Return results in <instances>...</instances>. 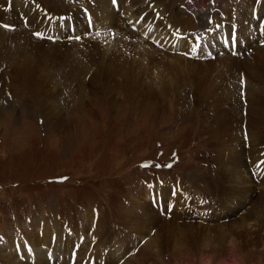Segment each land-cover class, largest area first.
I'll return each instance as SVG.
<instances>
[{"label": "rangeland", "instance_id": "1", "mask_svg": "<svg viewBox=\"0 0 264 264\" xmlns=\"http://www.w3.org/2000/svg\"><path fill=\"white\" fill-rule=\"evenodd\" d=\"M35 1L40 2L44 9L35 11L33 25L28 23L30 16L23 17V13H18L24 22L21 25L17 24L19 20H15L14 25L7 24L10 27L6 29L5 24L0 23V264H20L14 262L18 258L16 254L8 258L3 249H6L9 240L23 243L28 233L32 234L31 229L39 225H33L38 220H43L47 227L56 224L60 232L59 240L54 238L51 242L63 247V254L53 253L55 246L41 245L45 246V253L52 254L48 256L50 264H82L89 251L99 255L94 259L95 264H232V260L233 264H264V242L249 247L246 239L237 237L236 232L239 230L236 228L239 224L234 223L236 219H233L236 220L234 222L229 220L232 216L230 206L218 212L217 204L220 203L218 195L212 194L214 188L210 192V185L197 179L208 177L217 182L223 178L221 154L229 138V126L225 124L227 111L217 106L224 91L222 87L226 83L223 84V77L216 78L213 72H206L214 81L208 89L200 76L194 77L191 73L187 77V72L180 68L174 71L175 66L164 69L161 63L166 59L156 50L159 46L151 40L146 42L149 47L147 49L126 29L122 32H127L128 39L122 36L116 38L117 33L114 31L109 33L110 41L115 43L111 42L113 46L106 43L101 45V30L93 34L86 21L77 22L81 27L78 30L75 28L76 23L62 28L58 15L69 13L74 16L77 14V1L80 6L83 5L81 0ZM225 1L204 0L202 3L186 0L187 7L185 9L181 6V12L193 18L192 7L201 9L205 4L206 8L211 5L212 9L206 16L212 21L219 14L230 13L232 10L231 4ZM253 2H256L255 7L258 0ZM120 3L118 0L117 4L112 2V5L121 14L125 6ZM163 4L170 6L171 2L168 0ZM179 4L176 3L173 11L182 15ZM83 6L88 7L89 4ZM4 10L10 11L11 8ZM206 16H199L198 23L201 26L198 29L181 28L184 34L174 37L187 39L191 33L192 38L184 41L185 46L181 52L175 49L174 52L169 51L170 54L192 62L205 61L208 63L206 65H212L210 61L215 57L223 56V53L213 55L212 44H206L203 40V35L208 31L205 27L209 21ZM252 20L260 21L256 17ZM195 21L197 23L198 20ZM117 23L114 24L119 25V19ZM127 24L130 25L129 22ZM139 24L134 28L130 26L132 31H139ZM45 27L57 29L54 31L56 38L48 35L43 30ZM200 29L207 30L199 32ZM69 31L79 32L82 40L72 41L70 36L63 37ZM239 31L237 35L243 44L242 50L249 57L255 51L248 45H259L262 39L252 35L251 41H243ZM26 32L29 41L25 38ZM36 32H44L45 38L42 40L41 35L37 37L33 34ZM19 33L23 34L22 37ZM224 33L221 31L222 43L230 34L226 31ZM34 39L39 48L33 43ZM77 43L84 44L87 49L77 51L73 47ZM150 44L155 47H150ZM164 46L160 49L166 50ZM261 47L264 48V45ZM156 56L161 59L157 63ZM99 59L102 60L101 66L104 63L112 64L108 70L109 76L102 81L94 79L97 69L102 68L96 67ZM252 71L264 78L262 72ZM243 75L241 73L245 81ZM257 87L261 91L260 86ZM52 102L54 106H51ZM242 103L244 107L240 114L249 118L252 128L243 120L242 127L236 128L232 136H242L247 132L245 140L249 143L251 130H257L264 143V106L261 110L255 108L252 113L251 108H247L245 98H242ZM60 115L61 120L58 119ZM54 117L59 121L57 127L52 124ZM258 147L257 153H261L263 147ZM260 156L264 157V154ZM167 165H173V168ZM146 166H150V169H142ZM155 168L158 170L154 171ZM157 174L165 180L155 176ZM154 176V179H150ZM143 180L146 184H143ZM177 181L181 187L178 191L175 190ZM152 182L156 184L153 186ZM159 182L162 191L166 183L167 192L159 191ZM220 184L224 186L228 181L224 179ZM143 187L148 188L150 204L158 215L167 214L168 209H173L170 205L181 200H177V196L173 197V192L187 193L188 201H191L188 211H193V216L180 219L171 215L168 218L176 225L199 226V231L196 233L194 230L192 235L196 241L187 239V234L172 229L166 231L163 225H150L144 220L136 224L139 221L135 223L129 220L131 197L139 194ZM238 194L229 199L231 204L235 203L242 208L245 205L241 213H254L257 195L243 191L246 201L242 202ZM172 199L175 201L170 204ZM138 210L135 207L134 215L139 213ZM172 212L176 214L177 208ZM259 216L262 221L257 224L264 225V212ZM228 221H231L230 227L226 226L229 224H223ZM73 223L76 225L70 226ZM79 225H85L80 234ZM204 227L208 229L204 230ZM228 228H231L230 231ZM242 231L241 226V235ZM104 233L106 236L101 237ZM222 234L226 237H221ZM150 238L157 240V247L154 248L156 256L144 261L141 251L149 249L147 243ZM233 240L238 244L235 252ZM30 252L31 258L40 260L33 251ZM230 255H234V258Z\"/></svg>", "mask_w": 264, "mask_h": 264}, {"label": "bare ground", "instance_id": "2", "mask_svg": "<svg viewBox=\"0 0 264 264\" xmlns=\"http://www.w3.org/2000/svg\"><path fill=\"white\" fill-rule=\"evenodd\" d=\"M41 1L47 2V0H41ZM165 1H168V0H146V1H142V0H120V2H121L120 4L125 6L124 11L120 14L119 11L117 12L116 10H114V7L112 5L111 0H81V4H83V5L89 4V6L88 7H84L83 5L80 6V3L77 1L76 7H75L77 14H75L74 16L69 14V13L62 14V15L60 14V15H58V17L62 21V24H63L62 28H63V26L70 27L71 25H74L76 23L75 28L77 30L81 29L79 23H77L79 20H82L83 22L86 21L88 23L90 20L93 21L94 26L90 25V23H89V28L93 34H97L99 32H102V34H101V37H102L101 43L102 44L101 45H103L104 43H106V45L107 44L113 45L111 43L113 41H110V37H109V35H110L109 33L111 31H114L117 33V35L115 36L116 38L119 36H122V37L128 39L127 32L131 33L134 36V38L137 40V42L139 44L143 43L144 45H146L147 49L149 48L148 45L146 44L147 41H151V40L152 41H159L160 44H159V47H156V50H158L162 54V57L165 56L166 61H164V62L162 61V63L160 62L164 69H166V68L169 69V68L175 66L176 69L175 70L173 69L174 71H176L177 68H180L181 71H184L185 73L187 72V74H186L187 77H190L191 73L194 75V77L200 76L202 78V80L205 82V85H206V87H208V89H210V87L214 83V81L207 74H210L211 72H213L212 75L215 74L213 76H215L216 78L223 77L224 82L223 81L222 82H223V84L226 82L224 85H226L227 88H225V86L223 85L222 88L224 89V91L220 95L219 102L217 103V106H219L220 109L223 108L224 110L227 111L225 124H227L229 126V127L227 126L228 131H229V138H228V141H226L224 143V148H223V151L221 154V158H222L221 167L223 169L222 170L223 178H222V180H218L217 182H214V180H212V179H208V177L206 179L201 178V177H197V179L199 181H204V183L208 184V186L210 185V188H211L210 192L212 191V188H214L212 194H216L219 197L218 201L220 204H217V207L219 206V209H216L218 212H221L222 209H226L227 207L230 206L229 210L232 213V216L229 218V220L230 219H232V220L236 219L237 221L233 220V222L236 221L234 223L239 224V226L236 228L237 230H239V232H236L235 230H233V232H236L237 237H242L243 239H246V243L249 247L257 246L259 243L263 244V242H264V225L257 224V223H260L262 221L261 216H259V214L261 215L262 212H264V157L260 156V155L264 154V147L262 146V144L264 145L263 138L260 136V133L257 130H251L252 133L249 134V143H247V141L244 138V134L242 136L238 135V137H235V136H232V133L235 131L236 128L242 127V121L243 120L246 121L248 123L249 127L252 128L251 121L248 120L249 118L247 117V119H246L244 116L242 117L240 114L242 108L244 107V104L242 103V98H246L247 106H248L247 108L248 109L251 108L252 113L255 111V108L261 110L264 106V96H262V93L264 94V78L261 77L262 75H259L258 73H256V75H255L254 74L255 71H254V73L252 71V70H257V71L262 72L264 74V48L260 46V43H259V45H254V47L252 46L253 44H249L248 46L250 48H253V50L255 52H253L249 57H248V54H246L247 55L246 56L243 53V54H241L243 56H238V59H237V57H233V56L231 57L226 52V50L231 49L232 47H230V46L226 47L224 45V43H222V40L220 39V37H221V31L223 33H224V31L228 32V31L232 30L233 26L237 27V26L241 25V27H240L241 29H240V31L239 30L238 31L240 32V35L243 36L244 40L245 39L250 40V37L252 35H255L256 30L258 31L256 33H260V35L258 34V36H261L264 39V35L261 34L259 27H258V25L261 21L256 22V21L252 20V18H255L257 15L260 18L264 19V0H261V2H260V0H258L255 7H254V4L256 2L254 3L253 0H239V1L226 0L225 3L231 4L230 8L232 10L230 11V13L227 12V13L219 14V16H217V19L214 20V22L211 24H209V21L207 22L208 26H205V27L208 28V31L204 35L206 36V38L209 41H211V40L215 41V45H214L215 54H221L222 52L224 53L223 56H217V57L214 56L215 59L210 61L211 63L212 62L214 63V64L212 63V65H206L208 63H204L205 61L202 63L192 62L190 60L188 61V59H186L182 56L173 55V53L172 54L169 53V51L174 52L175 49L179 50V51L182 50V47L185 46L184 41L192 38V34L187 33L188 34L187 39H183L182 37L176 38L174 36L178 35V34H184V31H182L181 28L185 29V30H194V29L200 28L201 25H200V23H198L199 22V16L202 14L205 16L209 15L211 5H208L209 8L208 7L206 8L207 4H205V5H203V8L201 7V9H196V7H192L191 14L193 15V18H190V17L188 18L186 16V14H183L181 12L183 9V7L181 9V6H184V8H185L186 0H169L171 2L170 6L164 5L163 3ZM197 1L204 3V0H197ZM35 2L37 4L39 3L40 7H41L40 2H37V1H35ZM35 2L33 0H0V23L14 25L13 21L19 20L17 24L21 25V24H23V22L20 20L18 13H23L24 16L25 15L30 16V21L28 23L31 22L33 25V23H35V22H33L34 21L33 16L35 13V12H33V7L35 5ZM178 2H180L179 11H180V14L182 13V15H179L178 13H175L173 11L174 6H176V3H178ZM250 2H252V3H250ZM84 3H86V4H84ZM3 7L4 8L10 7L11 10L5 11ZM51 7H52V9H54L53 6H51ZM176 11H178V10H176ZM195 13H196V15H194ZM14 14H16V15L14 16ZM234 14H236V16H234ZM91 15H93V16H91ZM44 16H45V14H44ZM195 16H197V17H195ZM38 17L41 18V16H39V15H38ZM54 17H57V16H54ZM140 17H145L146 22L141 23V25L139 24L140 25L139 31H136L137 32L136 33L134 31H132L131 27L134 28V26L138 23H133V24H130L129 26L127 23L129 21L135 22ZM206 17L208 18V16H206ZM215 17L216 16L214 15V18ZM207 18H206V20H207ZM117 19H119V21H120L119 25L114 24V23H117ZM209 19L210 18H208V20ZM195 20H198L197 23ZM223 22L226 23L225 28H224ZM39 23H40V25L43 24V22H39ZM245 23H247V25H245ZM216 24H221L220 25L221 30H217L215 28ZM38 27H39V25H38ZM125 29L127 32H122L123 30L125 31ZM43 30L46 31L48 33V35L54 36L55 35L54 31L57 29L45 27ZM99 30H101V31H99ZM200 30H203V29H200ZM28 31H30V30L28 29ZM97 31H99V32H97ZM0 32H1V30H0ZM185 32H187V31H185ZM19 34L22 37L23 34H21V33H19ZM80 35L81 34L77 31H69L63 37H68V36L74 37V36H80ZM204 35H203V37H205ZM145 37H147V38H145ZM224 37H225V33H224L223 38ZM25 38L27 40L29 39V35L27 32H26ZM84 38H86V37L84 36ZM116 38H114V39H116ZM99 39H100V37H99ZM255 39H256V37H255ZM70 40L73 41V39H70ZM256 40H258V37ZM32 42H33V40H32ZM42 42L44 43V41H42ZM57 42H62V41L57 40ZM200 42H201V40H200ZM33 43H35V39H34ZM80 43H77V45H74L73 47H75V49L77 51L86 50L87 47L84 44H80ZM71 44L72 43H70L69 45H71ZM97 44H100V43H97ZM97 44H96V46H97ZM186 44H187V42H186ZM262 44H264V43H262ZM35 45H36V43H35ZM163 46L166 48V50L165 49L162 50ZM109 47H110V45H109ZM150 47L154 48L155 46L150 44ZM160 47L162 49H160ZM104 49H105V47H104ZM242 49H243L242 46H239L237 49V53H241L242 51H244ZM30 50H31V47H30ZM108 50H110V49H108ZM191 51H192V49H191ZM74 53H76V52H74ZM74 53H72V55H74ZM109 53H111V52H109ZM123 53L124 52H122V54ZM92 55L94 56V54H92ZM98 56H101V54H98ZM105 56H106V54L104 55V57ZM158 57H160V55ZM158 57L156 56V63L159 60H161ZM111 60L113 61V58ZM96 62H97V60H96ZM92 65H94V63H92ZM101 65H102V60L99 59L96 67H98V68L102 67V68L97 69V72H96V75L94 76V79L105 80V78L109 76L108 70H110L112 64L104 63L103 66H101ZM86 68H88V66ZM206 72H207V74H206ZM241 73L244 74L243 78L245 79V81L243 80L244 81L243 86H241V83H240V81L242 80ZM107 80H111V79L107 78ZM202 80H200V81H202ZM162 81H164V80H162ZM151 82H153V81H151ZM190 85H192V84H190ZM235 85H237V86L235 87ZM257 86H260L261 91L258 89ZM181 87H184V85H182ZM234 87H235V89H234ZM198 88H200V87H198ZM242 89H245L246 94H243V95L241 94ZM204 91H206V90L204 89ZM207 92H209V91H207ZM156 100H158V99H156ZM46 103H48V102H46ZM50 104H51V106H54L53 102ZM256 112H258V111H256ZM60 117H61V115L58 117L59 120H61ZM56 118L55 117H54V119L52 118L53 119L52 124L54 125L53 127L58 126L57 124L59 123V121H58V119L56 120ZM246 139H247V137H246ZM258 146L263 147L261 153H257L258 149H259ZM224 179L228 181V184L223 186L220 183ZM152 183H153V186L156 184L155 182H152ZM164 185H165V190L163 189L164 191H162L161 190V182L158 183L159 191L161 193L168 191V188L166 187V183H164ZM151 188H152V186H151ZM178 188H181V187L179 185V182L177 181L175 184V190L178 191L179 190ZM243 191L257 195V197H256L257 204L255 203L256 206L253 209L254 213H252V212L247 213L246 211L241 213V211L246 208L245 205L242 208L241 206H238L235 203H233L234 205L231 204L229 199L233 198L238 193L240 194V199L242 200V202L246 201V200L244 201V198L242 195ZM195 194H196V192H195ZM239 194H238V196H239ZM149 196H150V192L148 191V188L143 187L139 194H136V195L131 197V202L129 203V208H128V213H129V217H130L129 220L131 222L136 223L137 221H139L136 223V224H139V223L143 222V220H144V221L148 222L150 225H156V226H158V225L162 226L163 225V226H165L166 231L172 229L174 231H178L179 233L187 234L188 235L187 239L196 241L192 235L194 233V230L196 231V233L199 231V229H200L199 226H197V225L195 226V225H191V224L189 226H187V225H176V224H173L174 222L172 223V221H170V219L168 218V216L171 217V215L175 218H180V219H182V218L189 219L190 217L193 216V211H188L191 208L190 207L191 201H188L189 198H188L187 193H184V194L177 193V195H173V197L174 196L179 197V199H177V200H180V199L181 200L179 202H177V201H175V199H172L170 204H173L172 202L175 201L173 205H170V207L173 209L172 210L168 209V212H167L168 215L166 213H164L163 214L164 216L162 214L158 215L156 213V211L153 210L154 208H153V205L150 204ZM151 198H153L152 194H151ZM182 200H184L185 203H183ZM135 207L139 208V210H138L139 213L136 215H134ZM176 208H177V213L171 214V213H173L172 211L175 210ZM200 208H201V206H200ZM254 216H256L255 219H254ZM185 219H183V220H185ZM252 220L254 221L253 224L250 223V221H252ZM42 221L43 220H38L33 224V225H35L37 223L39 225H35L31 229L32 234L28 233L27 237H25L23 239V241L25 240L23 243L19 240L17 242L9 240V243H7L5 245L6 249H3V251L5 252L4 253L5 256H7L9 258L12 255L16 254L18 258H17V260L15 259L14 262L18 261L20 264H50L51 259H49L48 256L52 255V254L45 253V251L43 250L45 248V246L46 247L55 246V250L53 253L63 254L64 248L60 247V246H56L55 244H53L51 242V240H53L54 238L59 240V233L60 232L58 229H56L57 225L51 224V227H47L44 225L45 224L44 221L43 222ZM185 221H187V220H185ZM231 221H230V223L228 221L227 223L224 222L223 224H229L226 226L230 227ZM75 225H76V223H73L70 226H75ZM84 226L85 225H79L78 226V234L82 233V230H84ZM241 226L243 227L242 235L240 232ZM131 227H132V225H131ZM71 228H73V227H71ZM131 229L133 230L134 228H131ZM207 229L208 228L204 227V230H207ZM230 229L231 228H228V231H230ZM61 235H60V238L62 237ZM128 235L130 237H132L131 234H128ZM104 236H106V233L102 234L101 237H104ZM221 237H226V235L222 234ZM228 238H229V236H228ZM128 241L130 242V240H128ZM228 242H229V240H228ZM232 242H233L232 243L233 251L235 252V249L238 246V244L234 240ZM58 243H60V242H58ZM234 243H236V245ZM99 244H101V243H99ZM156 244H157V240L150 238V240L147 243V245L149 246V249L146 248L143 251H141V256H142L144 261H149L150 259H152L153 257L156 256V253L154 252V248L157 247ZM41 245H45V246H41ZM224 246H226V244ZM31 247H32V249H31ZM71 247H75V246H71ZM176 248H178V247H176ZM28 249H31V251H33L34 254L37 256V258H40V260L35 259V258L34 259L31 258L30 253L32 254V252L28 253L29 252ZM6 250L9 252H6ZM164 251H165V249H164ZM89 252H91V251H89ZM88 253H87V255H88ZM87 255H86V257H87ZM90 256H91V260H94L95 257H99V255L94 254L92 252H91ZM175 256H177V255H175ZM230 256H232V255H230ZM233 256H232V258H234ZM22 258H24V261H22ZM45 258H47V259L45 260ZM50 258H53V257H50ZM231 259H228V260L230 261ZM100 260H101V258H100ZM140 262H141V260H140ZM226 262H228V261H226ZM233 263H234V261L232 260V264ZM7 264H8V262H7ZM132 264H134V263H132Z\"/></svg>", "mask_w": 264, "mask_h": 264}, {"label": "snow or ice", "instance_id": "3", "mask_svg": "<svg viewBox=\"0 0 264 264\" xmlns=\"http://www.w3.org/2000/svg\"><path fill=\"white\" fill-rule=\"evenodd\" d=\"M113 4H117L118 3V0H112ZM256 18L258 20H260L261 22L259 23L258 27H259V30L261 32L262 35H264V19L260 18L258 15L256 16ZM143 22H146V18L145 17H140L137 21L133 22V21H129L130 24H133V23H143ZM90 25H93L94 26V23L93 21H89ZM212 21L209 20V24H211ZM4 27L7 29L9 28L10 26L5 24ZM220 27L219 24L216 25V28L218 29ZM34 35H36L37 37H39L41 34L39 32H36V33H33ZM51 39V38H49ZM70 39H75L77 41H80L82 40V37L81 36H74V37H70ZM154 43H156L158 46L160 44L159 41H153ZM223 43L225 44L226 47H232L233 48V55H237V52L235 51V49L238 47V44H239V38H238V35H237V32L235 29H233V31L229 34V37L226 38ZM197 47H201L200 45H197ZM193 51H196V49L194 48ZM241 83V86L244 85V81L241 80L240 81ZM243 95V93H241ZM159 167V165H157ZM168 167H171V165H167ZM172 195H177L176 192H173ZM28 251L30 252L31 249H28Z\"/></svg>", "mask_w": 264, "mask_h": 264}]
</instances>
